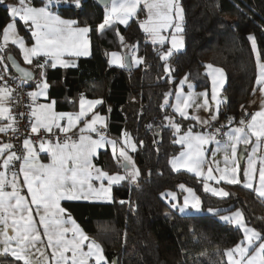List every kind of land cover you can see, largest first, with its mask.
<instances>
[{
    "label": "trees",
    "instance_id": "1",
    "mask_svg": "<svg viewBox=\"0 0 264 264\" xmlns=\"http://www.w3.org/2000/svg\"><path fill=\"white\" fill-rule=\"evenodd\" d=\"M179 1L183 10L180 35L185 48L172 52L166 60L163 57L170 51L169 43H152L139 20L127 25L115 22L100 31L105 8L95 0H80L79 7L73 0H60L53 10L90 28L92 56L78 59L75 68H54L42 57L28 67L36 76L29 87L34 89L46 80L49 99L55 101L57 111L76 112L82 96L102 99L98 110L107 118L106 137L122 143L124 136H130L135 143L131 156L138 175L135 180L129 177L113 186L111 202L62 204L83 231L101 244L108 264H227L225 252L244 234L219 217L236 210L242 211L248 226L264 236V201L243 181L223 184L229 195L218 198L204 190L201 179L175 171L171 163L182 150L177 132L197 127L171 109L175 87L184 78L197 90H209L206 66L222 69L227 78L222 97L227 101L221 117L239 123L241 110L256 90L257 53L264 63V0ZM27 2L41 5L45 0ZM9 22L8 8L0 3V42ZM17 26L26 42L32 44L31 26L20 20ZM249 36L255 37V48ZM127 46L136 47L142 62L130 70L111 66L109 54L125 53ZM9 54L21 62L13 46L0 49V62L9 67ZM40 64L45 67L39 68ZM95 164L110 174L127 171L124 160L109 148L99 153ZM181 185L197 193L202 213L181 214L173 208L167 193H176L181 205L185 195ZM0 264L23 262L4 255Z\"/></svg>",
    "mask_w": 264,
    "mask_h": 264
},
{
    "label": "snow or ice",
    "instance_id": "2",
    "mask_svg": "<svg viewBox=\"0 0 264 264\" xmlns=\"http://www.w3.org/2000/svg\"><path fill=\"white\" fill-rule=\"evenodd\" d=\"M77 7L80 6V0H73ZM0 3H4V0H0ZM19 7L15 5H7L9 11L10 23L3 29V44L0 45V49L5 47L11 40L13 44H19L23 51L24 60L31 64L33 57L46 56L53 59L52 67L56 66V63H60L64 66H68L61 56L68 52L72 55H88L89 42L86 39L87 33L90 31L88 27H75L77 21L64 20L60 16L56 15L50 10V6L54 3H60V0H47V3L41 7L32 6L27 0H18ZM143 4L149 11V22L155 16L158 21L155 24H142L145 32H149L152 36L153 43H163L167 38L160 33L167 28H175V32H182V27L179 23H173V8L176 10V17L179 20L183 19L182 9L179 7L177 0H112L111 9L109 15L106 17L103 24L99 25L100 31H103L106 26H110L114 20H119L122 24H127L130 17L134 16L140 5ZM16 18H19L26 26L29 22L34 26L32 35L36 38L35 46L28 48L25 46L22 37H19L15 27ZM147 23V22H146ZM122 39V38H121ZM249 40L252 41L255 48L256 40L254 36H249ZM180 42L175 35L172 36V46L177 47ZM171 55L168 52L164 55L163 59H167ZM113 62L124 66L123 59L113 53ZM257 59L259 62V53H257ZM142 62V61H138ZM19 68V65H17ZM39 68H44V64L38 65ZM210 69V75L213 79V99L216 98V91L218 85L223 84L224 73L222 69L214 68L212 65H207ZM260 74L257 79V85L260 86V90L264 93V64H259ZM19 71L23 74V78L33 79V73L26 71L23 68H19ZM2 79V77H0ZM187 78H185L186 80ZM38 92L30 93L34 99L38 96H44L45 90L49 87L46 80L41 84ZM191 87V85H189ZM11 93L7 88H0V118H6L12 121L7 127H0V133H8L9 131L15 133L17 129L14 127L15 118L11 116L5 117V113L10 110L5 107V102L10 97ZM171 95V94H167ZM204 99V105H208L206 98ZM102 101H84L81 100V111L78 115H67L69 128L73 122H78L83 116L86 115L84 109L85 103L88 104V108L91 109L95 104ZM190 102H194L192 95L184 96L183 93L176 96L175 110L181 115L186 117V108L191 106ZM54 101L49 105H39L38 109L32 110V116L35 117V122L32 125V131L38 132L40 128H44L46 131L51 132L52 126L60 127L57 124L58 120L64 119L65 114H56L52 111ZM167 103V101H166ZM219 107V101L217 102V111ZM167 118V117H166ZM102 118L96 115L90 123L87 124L86 130L96 131L94 125ZM170 119V118H168ZM192 119L200 120L198 116H193ZM215 119V116L212 117ZM202 123H208V121H201ZM238 127L230 129L226 133L227 141L221 145V141L216 139L215 134H193L191 130L186 135L180 137L179 143H186L188 151L181 153L182 159L174 161L173 166L178 164L185 167L190 172H196L202 174L200 171L206 163L205 152L203 150L204 145H208L215 142L217 151L223 149L226 153L224 160L228 162L227 153L231 152V158L233 167L231 170L219 169L221 172L217 182L223 180L230 184L241 183L239 177V163L237 161V151L241 145L245 147L240 149L241 159H244V153L248 152L249 145L251 147V154L246 157L247 168L243 171V176L246 178L244 186L252 189L254 182H257L258 187L255 189L260 197H264V156H258V152L264 148V106L260 111L251 115L248 121L241 119ZM69 128L63 130L67 132ZM84 131V130H82ZM177 131L179 127L177 126ZM220 129H217V133ZM254 138V141H253ZM105 144H111L113 146V154L115 155V141H108L101 135L99 139H91L90 137L80 136L79 142H73L71 144H60L56 142L53 146L49 143V147L45 149L44 143L41 142L40 150L51 153L52 162L50 164L39 163L36 152L32 147L30 140L25 139L23 147L26 149L27 154L18 156L15 152H12L3 159V168L5 171H0V243L5 245L3 251L5 253L11 252L16 260L23 261V264H89L92 261L93 264H107L104 251L100 243L95 239L90 238L83 229L76 223L71 216L64 218L66 209L62 208L60 202L62 200H88L90 198L110 200L111 185L123 181L128 176L119 174L109 175L100 169H95V179L100 180L101 184L99 188L92 186L91 180L93 176L90 169L92 165L91 158L96 155L97 150L103 148ZM12 148L11 143L3 144L0 146V157L3 156L5 151ZM135 150V145L132 146ZM119 156L125 161V168L127 169L128 163L131 162V157L127 152L121 148ZM22 160V166L19 168V173L23 176V181L27 187V192L30 194L31 200L21 194V189L18 184V173L12 172L11 180L7 178V170L13 161ZM260 163L259 169H257V163ZM213 169H207V178L216 179L212 175ZM138 171L130 173L129 176L132 180H135ZM107 179L108 187H105L103 180ZM6 186H10L11 190L6 191ZM184 186L181 185V188ZM190 194L189 197H185L184 207L181 211L191 207L196 210H200L201 201L192 192V189H186ZM205 191H211L219 196H228L229 193L223 189H209L205 185ZM167 195L175 199V195L168 193ZM35 206L33 209L32 206ZM175 206V205H174ZM33 211L38 216V222L33 216ZM208 211H212L209 209ZM223 220L234 223L244 230L243 239L232 249H228L225 255L228 258L229 264H264V236L255 229L248 228L244 223L243 213L236 211L233 216H224ZM38 224L42 226L43 234L47 238V247L51 248V261L49 257L40 252V256L33 259L29 253L33 248H37L38 243H43L41 240V231ZM70 224L71 227L66 225ZM71 233V237L68 236ZM15 247H11L12 244ZM85 246L87 250L85 251ZM37 251L39 249L37 248ZM70 253L71 255H68ZM40 257L43 259L41 260Z\"/></svg>",
    "mask_w": 264,
    "mask_h": 264
},
{
    "label": "crops",
    "instance_id": "3",
    "mask_svg": "<svg viewBox=\"0 0 264 264\" xmlns=\"http://www.w3.org/2000/svg\"><path fill=\"white\" fill-rule=\"evenodd\" d=\"M46 3L47 2L45 1L41 5H33V4H31V5L32 6H35V7H41L44 4H46ZM3 5L5 7H7V5H15L17 7L20 6V5H17L16 4V0H14V1L13 0H4ZM52 7H53V5L50 6V10L53 11L56 15L60 16L61 19H64V20H72V19H67L65 17H62L55 10H53ZM17 20H19V18H16V21H15V27H16L18 36L23 38L26 47L31 48V47L35 46V44H36V38L34 36H33V43L32 44H28L26 42L25 38L20 34L19 29H18V26H17ZM115 22L116 23H119V24H122L119 21H115L114 20L113 23H115ZM29 25L31 26L32 32H33L35 30L34 29V26H32L30 24V22H29ZM122 25H127V24H122ZM75 27H84V26H80V25L76 24ZM86 39L89 42V46H88V53L89 54L88 55H79V56H77V55H72V54H70L68 52H65L61 56V60H63L68 66H64V65H62L60 63H56V66L54 68H75L78 59L90 58L92 56V42H91V38H90V31L87 33ZM181 39H182V42H180L178 44V46H177V50L178 51L184 50V48H185V42H184L182 36H181ZM2 44H3V33H2V38H1L0 45H2ZM6 46H13V47H15L18 50L20 60H21L22 64L24 66H26V67H29L37 58H41V57L42 58H45V59H47L49 61H51V63L54 62L51 57H46V56L41 55V56H38V57H33L32 58V63L29 64V63H27L24 60V58H23V51L21 50L19 44H13L11 42V40H10L7 43ZM172 52H176V51H171V53ZM113 53L118 54L122 59H124V57L126 55H129L131 57V62H132V66L133 67H137L141 63V62H138V61H141V60L136 55V47L135 46H127L125 48V53L126 54L124 52H113ZM113 53H110L109 54V62H110V65L111 66H114V67H121L120 64L114 63L112 61V59H113L112 54ZM134 58H135V61H134ZM262 63L263 62H258V60H257V79H258V76L260 74L259 64H262ZM123 64H124L123 67L125 68L126 65H125L124 60H123ZM208 65H210V64H208ZM213 67L214 68H218V67H215V66H213ZM205 71H206V74L208 75L209 80H210V89L209 90H197L193 84H191L190 82L187 81V79L185 80V78H184L175 87L174 93L172 95V98H171V109H172V111L178 117H180L181 119L190 121V122H192V125L197 126L196 129H194V130L190 128V129H188L185 132H177V143L182 147V150L172 159V162H171L172 163V166H173V162L174 161H179V160L182 159L181 153L187 152L189 150L186 143H179L178 142L180 140V137L186 135L189 130H191L194 135L195 134H208L207 130L210 127L214 126L217 123V121L220 119V117H221V113L223 111V105H224V102H225L224 98L222 97V91H223V89H224V87L226 85V82H227L226 75L223 72L224 73L223 84L222 85H218L217 91H216V94H215L216 95V98L213 99V79H212V75L209 74L211 70L208 69L207 66H206ZM38 77H40V75ZM43 81H45V80H42L40 82V84ZM189 85H191V87H189ZM48 89H49V87L45 90L46 94L44 96H38L35 99L32 97V109H38V106L39 105H49V104H52L53 100H50L49 99V91H48ZM39 90H40L39 87H36V88L32 89V93L33 92H38ZM181 93H183L184 96L192 95L194 97V102H190L191 103V106L188 107V108H186V110H185L186 111V114H187L186 117L185 116H181L175 110L176 96L179 95V94H181ZM204 94H206V98H207V101H208V105L206 107L203 106L204 105V99H205V95ZM82 99L84 101H86V102L87 101H102V102L101 103H98V104H95L91 109H89L88 108V104L85 103L84 109L86 110V115L83 116L78 122H73V124L69 128V123H68V120H67V115L68 114H71L73 116H76V115H78L80 113V111H81L80 103H81V100ZM218 101H219V107H218V111H217V102ZM80 103H79L78 110L76 112H59V111L56 110V106H55V103H54V105L52 107V111L54 113L58 114V115L59 114H65V116H64V119L57 121V124H59L60 127H56L55 125H53L52 126V129L53 128H59L60 130L64 131L63 130L64 128H69V130L67 132H75V133H77V136H78L77 141H76L77 143L79 142V138L82 135L85 136V137H90L91 139H99V137L101 135H103L106 138V140L109 141V139L106 137V133H105V128H106V124H107V118H106L105 115H103L98 110V107L103 103V100L102 99H89V98H86V97L82 96L80 98ZM4 106L7 107L10 110V107L8 106V104L6 102H5V105ZM262 106H264V93L261 92L260 86L257 85V81H256V90H255V93H254L252 99L248 102V104H247L246 107H248L249 109H251L253 111V114H254L257 111H260ZM96 115H98L99 117L102 118L100 121H97V123L94 125L96 131L93 132V131H90V130H86L87 124L90 123L91 120ZM7 116H11L12 117V114H11L10 111L8 113H5V117H7ZM193 116H198L200 118V120L192 119ZM213 116H215V119H212ZM201 121H208V123H202ZM34 122H35V117L32 116V125L34 124ZM9 123H12V121L9 120V119H6V118H0V127H7V125ZM238 126H240L239 123L238 124H233V125H231V126H229L227 128V130L225 132V139L223 141H221V145H223L227 141L226 133L229 132L230 129L235 128V127H238ZM39 130H45V129L44 128H40ZM82 130H84V131H82ZM1 135H2V133H0V136ZM253 141H254V138H253ZM64 143L65 142H61L60 144L62 145ZM69 144H71V143H69ZM0 146H3V145H0ZM32 147H33L34 151L36 152V155H37V158H38L39 163L50 164L52 162L51 153H47V152L41 151L40 148L34 147L33 144H32ZM44 147H45V149H47L49 147V145L44 146ZM244 147H245L244 145H241L240 148L237 151V161L239 163V168H240L239 177H240V180L243 181V185L245 184V181H246V178L243 176V171L247 168V159H246V157L251 154V147H252V145L247 146L248 147V152L245 153L246 154L245 155V160H244L243 165H241L240 164V159H239V154H240V149H242ZM107 148H109V149L111 148L110 144H105V146L103 148L98 149L96 155L91 158L92 165L94 166L92 169H90L91 174L93 176V179L91 180V183H92V186L94 188H99L100 187V184H101V181L100 180H96L94 178L95 175H96L95 169H100L101 171L106 172V171L102 170L101 168H99L98 166H96V164H95V158L99 155V153L101 151H103V150H105ZM216 148H217V146H216L215 142H212V143H210L208 145H204L203 146V150L205 152L206 163L202 167V169L200 170L202 172V174H197L196 172H190V171H188L187 168L182 167L179 164L176 167L173 166V168L177 172H187V173L192 174V175L196 176L197 178L201 179L203 181V183H204V190H205V185H207L209 189H212V188L217 189V190L223 189L224 191H226L224 189V187H223V184H230V183H227L226 181H223V180L217 182L219 176L221 175V172L220 171H217L216 169L219 168V169H228V170H231V168L233 167V162H232V158H231V152L229 151L227 153L229 159H228V162L225 163L224 157H225V154L226 153L223 151V149H221L220 151H217ZM11 153H12V150L11 149L10 150H7V151H5V153L3 154V156L0 157V171H5V169L3 168V163L2 162H3V159H6L7 156L10 155ZM26 154H27V151H26V149H24V155H26ZM257 155L258 156H264V148H262L261 151L258 152ZM133 162L131 160V162L128 163V168L127 169H130V168L133 167V164H132ZM12 164H13V162H12ZM12 164L9 166V169L7 170V178L9 180H11V178H12L11 177V174L13 172V170H12ZM124 164H125V161H124ZM21 166H22V164H21ZM260 166L261 165L258 162L257 163V169H259ZM209 167L213 169L212 175L214 177H216V179H208L207 178V169ZM17 173H18V184H19V187L21 189V194L22 195H25L26 198L30 202L31 197H30V194H28V192H27V187H26V185H25V183L23 181V176H22L21 173H19V171H17ZM106 173H108V172H106ZM108 174L109 175H114V174H110V173H108ZM117 174L126 176V174H124V173H117ZM125 180L120 181L119 183H115V184H112L111 185V193H110L111 199L110 200L95 199V198H90L88 200H85V199H80V200H62L60 202V205H61L62 208H64L62 204H63V202H67V201L97 202V203H108V202H111L112 199H113V194H112V188H113V186H115L117 184H121ZM102 182H103V184H104L105 187H108V181H107V179H104ZM257 187H258V176H257V182H254L253 188L250 189V190L254 191L256 193V195L262 201H264V197H260L257 194V192L255 190ZM181 189L183 191H185V188H181ZM247 189H249V188H247ZM5 190L6 191H10L11 190L10 186H6V189ZM206 192H208L209 194H211V195H213L215 197H218V198H225V197H227V196H223L222 197V196L216 195V194H214L211 191H206ZM167 196L169 197V195H167ZM32 207H33V209H35V206L34 205ZM173 207H174V205H173ZM234 212L226 213L224 215H221L219 217V219L223 223L232 224V225H234L235 227L241 229L244 232L243 228H240L238 225H236L234 223H231V222H228V221H225V220L222 219V217H224V216H232ZM33 216H34V218L38 222V219L39 218H38V216H37V214H36L35 211H33ZM68 216H69V214L66 211L65 214H64V218L67 219ZM71 219H74V218L71 217ZM244 223H245V220H244ZM245 225H247V224H245ZM66 226L71 227L70 224H68ZM38 227H39V229L41 231V240L43 241V243H38L37 244V248L39 249V251H37V248H33L31 250V252L29 253V255H31L33 259H36L37 257L40 256V252H44L49 257V259L51 261V252H52V250H51V248L47 247V242H46L47 241V238L43 234L42 226H40L38 224ZM2 230H3L2 229V226H0V231H2ZM71 235H72L71 233H68V236L69 237H71ZM0 240H2V237H0ZM4 247H5V245L3 243H0V255H9V256L15 258L11 254L10 251L7 252V253H5L3 251ZM11 247L14 248L15 247V244L13 243ZM86 250H87V248L85 246V251ZM68 255H71V254L68 253ZM40 259L42 260L43 258L40 257ZM106 261H107V259H106ZM89 264H93V262L92 261H89ZM102 264H104V262H102ZM107 264H108V262H107Z\"/></svg>",
    "mask_w": 264,
    "mask_h": 264
},
{
    "label": "built area",
    "instance_id": "4",
    "mask_svg": "<svg viewBox=\"0 0 264 264\" xmlns=\"http://www.w3.org/2000/svg\"><path fill=\"white\" fill-rule=\"evenodd\" d=\"M17 5H19L18 0H16ZM0 88L9 89L11 95L7 99L6 103L10 107V112L12 117L15 118L14 127L17 129L15 133L9 131L8 133H2L0 136V145L11 143L12 152H15L18 156L24 155L23 142L25 139L31 141L34 147L40 148L41 142L44 146L51 143L53 146L56 142H67L73 143L77 141V133L75 132H64L59 128H53L51 132L46 130H39L38 132L32 131V89L29 87L27 82L20 81L16 79L10 68L0 62ZM253 115V111L248 107L241 110L239 114V121L244 119L248 121ZM233 121L228 116L220 117L217 123L210 127L207 132L208 134H215L216 139L223 141L225 139V132L227 128L233 125ZM217 129L220 132L217 133ZM22 160L13 161L12 170L13 172L19 171L21 167Z\"/></svg>",
    "mask_w": 264,
    "mask_h": 264
},
{
    "label": "rangeland",
    "instance_id": "5",
    "mask_svg": "<svg viewBox=\"0 0 264 264\" xmlns=\"http://www.w3.org/2000/svg\"><path fill=\"white\" fill-rule=\"evenodd\" d=\"M14 1V0H13ZM46 2H47V0H45ZM149 2H150V0H149ZM177 2H178V4H179V7L182 9V7H181V5H180V1L179 0H177ZM17 4V3H16ZM111 4H112V2H111ZM111 4H110V6H108L107 8H105V19H106V17L109 15V12H110V9H111ZM176 10H175V8H173V13H172V15H173V17H174V19H173V23L174 24H176V23H179L180 24V26H181V23H182V20H179L177 17H176ZM182 16H183V11H182ZM148 17H149V11H148V9L147 8H145L144 7V5L143 4H141L140 5V7H139V9H138V11H137V13L134 15V16H132V17H130L129 19H128V21H127V24L132 20V19H137V20H139L140 21V24L142 25V24H146V26H147V24H155V23H157L158 21L156 20V18H155V16H153V18H152V20L149 22V20H148ZM105 21V20H104ZM115 21H119V20H115ZM147 22V23H146ZM104 23V22H103ZM113 23V22H112ZM111 23V24H112ZM143 28V27H142ZM144 29V28H143ZM145 31V30H144ZM148 35H149V40L153 43V40H152V36H151V34L149 33V32H146ZM162 36H164V37H166L167 39L162 43V44H168L169 43V48H170V51L169 52H171V51H178L177 50V47H175V48H173V46H172V36L173 35H175L176 37H177V40L179 41V42H182V39H181V35H180V32L179 33H177V32H175V28L173 27V28H167V29H164V30H162L161 31V33H160ZM154 44H161V43H159V42H156V43H154ZM182 51V50H181ZM111 53H113V52H111ZM257 55V54H256ZM113 57V56H112ZM136 57V56H135ZM124 62H125V57H124ZM258 60V59H257ZM112 61H113V59H112ZM134 61H135V58H134ZM259 62H262L261 60H260V58H259ZM126 63V62H125ZM263 64V63H262ZM21 80V79H20ZM109 141H112V140H110L109 139ZM133 145H135V143H134V141H133V139L130 137V136H124L123 137V140H122V143H116L115 144V148H116V152H115V154L117 155V154H119V151H120V149L121 148H123L126 152H127V154L131 157V160H132V162H133V158H132V156H131V152L133 151V148H132V146ZM110 146H111V151L113 152V146L110 144ZM133 164V167L132 168H130V169H127V171H126V176H128V177H130L129 176V174L130 173H133V172H135V171H138V169H137V166L134 164V162L132 163ZM136 177H137V175H136ZM135 177V178H136ZM131 178V177H130ZM183 188H185V195L183 196V201H182V204L181 205H178V197H177V194L176 193H173V192H168V193H172V194H174L175 195V199H173L171 196H169V201H172V203H173V205H175L173 208H177L178 209V211H179V213H181V214H200V213H202V209H201V207H200V210H196V209H193V208H191V207H189V208H187V209H185L184 211H181L180 209L181 208H183L184 207V200H185V197H189V199H191V197H190V194L188 193V191H186V189H191V188H189V187H187V186H184ZM192 192L195 194V196L196 197H198L199 198V196L197 195V193L192 189ZM167 193V194H168ZM200 199V198H199ZM201 201V200H200ZM236 211H240V212H242L241 210H236ZM235 211V212H236ZM234 212V213H235ZM234 213H233V215H234ZM232 215V216H233ZM246 224V223H245ZM247 226V225H246ZM247 227H249V226H247ZM249 228H251V227H249ZM253 229V228H252ZM242 231V230H241ZM243 232V231H242ZM243 234H244V232H243ZM226 262H227V264H229V262H228V259H227V256H226Z\"/></svg>",
    "mask_w": 264,
    "mask_h": 264
},
{
    "label": "water",
    "instance_id": "6",
    "mask_svg": "<svg viewBox=\"0 0 264 264\" xmlns=\"http://www.w3.org/2000/svg\"><path fill=\"white\" fill-rule=\"evenodd\" d=\"M95 1L99 6L107 8L110 5L112 0H95ZM125 62H126L125 63L126 68L130 70L132 68V62H131V57L129 55L125 56ZM7 63L9 65L10 69L19 77V79H21L22 81L27 82V83L34 81V79L36 77L35 73L31 69H29L28 67L24 66L14 55L9 54L7 56ZM17 65H19V68H23L26 71L32 72L34 78L33 79L23 78V74L19 71V68L17 67ZM225 101H227V98H225ZM245 155L246 154L244 153V156ZM240 157H241V152L239 154V159H240V164L243 165L245 158L241 159ZM124 168H125V166H124ZM2 260H4V255H0V261H2ZM114 264H117V261H115Z\"/></svg>",
    "mask_w": 264,
    "mask_h": 264
}]
</instances>
